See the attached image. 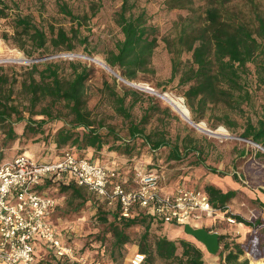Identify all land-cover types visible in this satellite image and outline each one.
Segmentation results:
<instances>
[{"label": "trees", "instance_id": "16d2710c", "mask_svg": "<svg viewBox=\"0 0 264 264\" xmlns=\"http://www.w3.org/2000/svg\"><path fill=\"white\" fill-rule=\"evenodd\" d=\"M162 3L166 10L183 12L161 39L170 56L169 80H177L176 84L192 112V119L198 121L206 117L231 131L239 128L240 137L264 147V0H163ZM0 5L3 12L5 1L0 0ZM58 7L71 20L80 23L81 16L73 14L65 3H58ZM115 20L122 37L105 53V61L124 79L137 80L142 73L150 70L151 58L160 37L158 26L150 21L146 9L137 10L135 3L129 0H122ZM13 22L16 31L20 35L26 34L32 46L31 51L23 48L29 57L34 53L43 57L74 50L75 32L69 35L63 28L47 32L28 16L14 17ZM92 69L87 63L60 58L27 64L0 63V130L4 143L37 135L38 139L48 140L56 148L67 147L54 158L34 157L37 161L58 160L65 151H69L78 157L117 169L120 179L126 178L125 185L128 187L134 186V167L119 163L109 165L95 159L98 157L95 154L101 153L104 147L120 154H130L135 139L139 138L152 151L172 145L168 157H182L179 145L177 142L171 144L165 131L153 127L148 129L151 120L160 111L168 112V108L160 110L152 98L144 112L135 116L133 107L140 99L138 92L127 89L120 94L106 82L109 103L114 114L120 118L124 133L115 123L106 122L103 117L93 114L86 93V82L93 76ZM56 121L61 125L45 134L46 125ZM17 125L22 126L20 134L16 130ZM189 149L185 148V153ZM88 150H92V155L87 156ZM120 179L117 178L118 181ZM53 184L58 185L61 191H70L82 199L75 205L76 210L87 199L81 188L86 186L55 176H45L37 189L45 193L44 189ZM205 190L212 205L218 208H223L235 195L234 190L223 192L213 185H206ZM95 194L107 206L105 211L98 209V216L100 221L107 222L113 237L107 260L109 264L117 261L115 250L121 251L126 243L134 241L128 229L137 225L143 227L135 239L138 251L144 254L142 264H154L156 261L165 264H206L203 249L192 241L172 239L150 230L152 224H177L139 206L133 207L128 216H123L118 202L109 203ZM56 208L57 203L47 214V219L54 224L62 239V232L52 219ZM108 216L112 220H108ZM232 218L254 228V235L242 244L226 233H219V264H248L246 258L242 259L245 252L255 258L264 257V247H261V239L257 235L258 227L264 224V220L258 217L249 221L238 214L232 215ZM75 251L90 263L106 261L104 250L101 257ZM59 261L69 260L57 259ZM251 264L264 263L256 260Z\"/></svg>", "mask_w": 264, "mask_h": 264}, {"label": "rangeland", "instance_id": "374dc122", "mask_svg": "<svg viewBox=\"0 0 264 264\" xmlns=\"http://www.w3.org/2000/svg\"><path fill=\"white\" fill-rule=\"evenodd\" d=\"M4 1L6 7L3 12L0 5V63L27 64L32 62L31 59L33 58L42 57L38 53H34L31 57L26 55L23 48L31 51L32 46L26 34L20 35L21 33L16 31L13 24L14 17L28 16L38 27L47 32L63 28L69 35L71 32L76 33V37L73 39V51L44 55L43 57L46 58L42 60L60 58L81 61L91 66L93 76L86 82L88 105L93 114L103 117L106 122L115 123L121 133H124V126L121 125L120 118L114 114L109 103L105 87L106 82L120 94L127 89L138 92L140 99L133 107L135 116H140L152 99V102L158 104L160 110L168 108V112L160 111L151 120L148 129L153 127L155 130L165 131L170 143L177 142L179 145L181 152H183L182 157L179 159L168 157L172 145L152 151L148 145L137 138L130 154H120L104 147L101 153L95 154V157L98 155L95 159L103 163H119L155 171L159 177L158 190L163 194H174L180 187H195L207 192L205 190L206 185H213L223 192L234 190V197L229 199L223 208H220V213L214 217L215 219L213 218L210 227L214 230L223 227L225 230L221 233H226L231 238L236 239L241 232L231 228V225L235 226L238 222H230L228 217L238 214L249 221H255L259 217L258 208L260 204L252 195V191L255 192V189L264 190V188H260L261 185L264 186V149L240 138L241 129L239 128L231 131L224 125L217 124L214 120L206 117L198 121L185 120L161 96L163 93H168L180 99L183 98L182 102L186 105L181 89L176 84L177 80H169L170 56L161 39V36L170 31L173 21L177 19L178 15L183 13L181 10H166L162 3L163 0H129V2L135 3L137 10L146 9L150 21L158 26L160 37L151 58L150 70L142 73L137 80L125 79L126 81H124L93 61V58L96 57L105 61V53L113 48L117 39L122 37L115 20L122 0ZM58 3H65L73 14L81 16L80 23L71 20L69 16L62 13ZM51 48L50 46L49 51ZM186 58L185 55L184 59ZM113 70L118 73L117 70ZM143 83H146L151 89L140 87L139 85ZM186 108L192 118V112L187 105ZM199 122L204 123L211 130L221 127L227 132V135L213 136L201 131L196 126ZM60 125L61 122L58 121L47 124L45 134L53 132ZM21 127V125L16 127L19 134ZM38 138L37 135H29L6 144L0 130V161L10 160L22 152L35 158L49 159L61 154L67 148H56L48 140L43 141ZM187 147L190 149L185 153ZM90 155H92V150L87 151V156ZM81 188L87 199L78 210L74 207L82 199L77 195L70 193V191H61L56 184L44 189V192L53 196L57 203V208L52 216L53 222L61 230L62 239L73 246L74 250H79V253L82 254L83 252L94 254L97 257H101L104 250L103 258L106 260L105 262H108L113 237L108 230L107 222L100 221L98 216V209L105 211L107 206L95 193L86 187ZM108 220H112V217L108 216ZM204 220L205 218L194 220L189 225L199 227L204 223ZM177 227L180 228V235H176L172 231ZM261 228L264 227L262 225L258 227L257 235L261 239V247H264V229ZM253 229L251 227V233L246 243L253 237ZM150 230L172 239L190 240L203 249L206 264H219L220 243L217 252L210 254L203 244L184 231L183 225L161 226L152 224ZM142 231L143 227L140 225L128 229L130 237L134 241L126 243L121 251L115 250L114 255L117 261L114 264H125L128 258L139 250L135 239ZM36 252L34 264H73L70 261L57 262L58 258L53 253L46 248H40V246ZM154 264L165 263L156 261Z\"/></svg>", "mask_w": 264, "mask_h": 264}, {"label": "built area", "instance_id": "2783aa9c", "mask_svg": "<svg viewBox=\"0 0 264 264\" xmlns=\"http://www.w3.org/2000/svg\"><path fill=\"white\" fill-rule=\"evenodd\" d=\"M45 176L73 180L109 203L118 202L123 216L139 206L159 218L184 226L220 213V208L213 206L207 192L200 188L180 187L174 194L161 193L158 174L153 170L134 167V186L128 187L126 178L120 179L117 169L69 151L58 160L42 162L23 152L0 163V264H34L40 243L56 258H66L74 264H109L88 262L60 238L54 224L47 219L56 200L37 189ZM228 220L235 221L231 216ZM143 260L144 254L136 251L125 264H142Z\"/></svg>", "mask_w": 264, "mask_h": 264}, {"label": "crops", "instance_id": "0c3cea01", "mask_svg": "<svg viewBox=\"0 0 264 264\" xmlns=\"http://www.w3.org/2000/svg\"><path fill=\"white\" fill-rule=\"evenodd\" d=\"M113 162H115V161H113ZM110 164L113 165L114 163L111 162V163H109V165ZM260 188H264V186L261 185ZM255 190H256L255 192L252 191V195L258 201V203L260 204V206L258 208V216H259V218L264 220V190H261V189H259L260 191L258 189H255ZM257 190H258V192H257ZM212 221H213V218H206L204 220V223L202 225H200L199 227H204L208 231L217 232L218 234L225 230L223 227L222 228L220 227V229H215V230L214 229H210V227L212 225L211 224ZM231 228L235 229L236 231L241 232V234L236 239H237V241H239L242 244L246 242V240L248 239V236L251 233V226L245 225L244 223H241V222L236 223L235 226L231 225ZM172 231H173L174 234L180 235L179 234L180 233V228L179 227L175 228ZM39 246H40V248H44L45 249V246H43L41 243L37 244V248L36 249H39ZM243 258H246L248 260V264H251L252 261H256V260H260L262 263H264V257L255 258L249 252H245L244 255L242 256V259Z\"/></svg>", "mask_w": 264, "mask_h": 264}, {"label": "bare ground", "instance_id": "6f19581e", "mask_svg": "<svg viewBox=\"0 0 264 264\" xmlns=\"http://www.w3.org/2000/svg\"><path fill=\"white\" fill-rule=\"evenodd\" d=\"M0 50H1V46H0ZM93 61L96 62L98 65H100L101 67L106 68L107 70L111 71L112 73H114L111 68L108 66V64L101 58L96 57L93 58ZM142 88L145 89H151L149 88V86L145 83L139 85ZM159 94V93H158ZM161 94V93H160ZM161 96L172 106V108L177 111L185 120L191 121V116L190 113L188 111V109L186 108V105L183 104L182 100L179 97H175L173 95H170L168 93H163L161 94ZM197 128H199L201 131H204L206 133L212 134L213 136H225L227 135V132H225L221 127L217 128L216 130H209L208 126H206L204 123L199 122L198 124H196ZM224 138V137H223Z\"/></svg>", "mask_w": 264, "mask_h": 264}, {"label": "water", "instance_id": "95a60500", "mask_svg": "<svg viewBox=\"0 0 264 264\" xmlns=\"http://www.w3.org/2000/svg\"><path fill=\"white\" fill-rule=\"evenodd\" d=\"M43 58H46V57H38V58H33L31 60L32 61H36V60H41ZM111 70L114 72L115 76H117L118 78L126 81L119 73L114 71L112 68H111ZM240 138H242V137H240ZM243 139H245V140H247L249 142H252L253 144L259 146L262 149H264V147H262L259 144L255 143L251 139H248V138H243ZM184 231L187 234H189V235L193 236L194 238H196V240H198L201 244H203V246L206 248V250L210 254H214V253L217 252V250L219 248V241H218V233L217 232H210L204 227H192L189 224L184 225Z\"/></svg>", "mask_w": 264, "mask_h": 264}]
</instances>
